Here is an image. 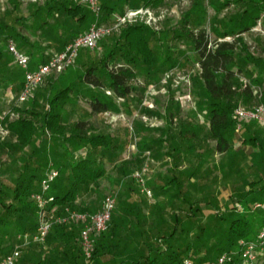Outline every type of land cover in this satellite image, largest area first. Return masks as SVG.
<instances>
[{
	"label": "trees",
	"instance_id": "16d2710c",
	"mask_svg": "<svg viewBox=\"0 0 264 264\" xmlns=\"http://www.w3.org/2000/svg\"><path fill=\"white\" fill-rule=\"evenodd\" d=\"M233 1L239 3L244 0ZM233 1L211 0L210 6L218 12ZM246 2L247 5L239 15L231 17L221 26L220 24L212 26L210 31L200 26L202 18L199 14L205 11L203 0H191L189 8L181 13L177 25L167 30L168 32L158 33L143 23L127 24L117 37L106 35L99 40L98 44H105L109 38L111 48L99 59L84 61L82 71L73 72L69 77L70 82L61 86L62 82L58 78L46 81L50 83H47L43 111L36 110V103L33 100L30 106L13 103L6 113L0 115V126L6 129L13 139L12 142L0 141V149H9L17 155L21 154L22 162L20 172L11 188V197L0 188V251L3 238L7 236L10 227L14 228L15 240L18 234L32 233L36 230L38 216L31 195L40 191V181L51 166L59 171L51 185L50 193L54 198L51 204H56L60 212L65 207L90 212L86 207L77 206L76 200L79 194L93 191L99 179L105 174L104 162L112 166L117 165L119 172L126 175L127 179L131 173H127L124 167L129 164L140 166L146 151L154 158L163 151L176 166L180 158L178 151L181 141L189 140L196 134L191 125L181 127L173 133L161 127L153 128L158 131L157 135H142L137 141V150L133 157L129 160H119L118 141L106 133L96 132L86 119L97 113L118 110L115 100H126L129 97L133 89L131 81L137 77L135 67L144 68L148 74L158 69L159 64H162L161 58L163 64L168 62L173 66L176 63L177 60L170 53L168 46L161 54L162 47L158 50L150 45L152 39H161L164 33H172L173 38L181 37L189 44L190 57L198 67L199 88L195 96L199 109L204 112V117L208 121V134L214 142L213 150L222 154L232 152L234 130L236 124L240 122L241 128H244L243 143L257 148L264 162V137L254 135L251 129V123H258L239 120L234 115L238 100L246 105L254 102L264 103V90L254 93L252 89V86H260L264 82V57H256L248 51H244L243 54L239 52L240 49L238 50L242 40L239 38L240 35L251 30L258 20L264 18V0ZM121 3L128 4L130 8L155 9L165 2L100 0L103 20L109 19L117 7L122 14L125 10L121 8ZM54 14L63 17L52 24L49 21ZM93 21L92 11L85 4L72 0H49L38 5L34 12L30 11L27 15L9 12L4 19H0V43L4 46V50L0 49V86L7 87L13 84L17 92L22 83L20 73L23 69L11 62L13 58L7 49L9 38H12L17 48L29 57L31 69L45 62L50 55L44 57L37 40H30L21 29L31 27L34 31L50 36L52 28L58 30L60 28L62 32L56 35L52 32L54 38L51 42L57 51H61L67 41H72L86 31ZM231 36L233 38L228 39ZM78 54L82 59L88 53ZM74 63L75 61L69 67L78 69ZM242 76L250 78L251 83L239 86L238 79ZM92 88L103 92L97 90L91 92ZM107 91H110V94H107ZM71 94L83 96L88 94L89 111L83 113L82 118L66 122L63 104L69 100ZM169 115H172L171 111ZM187 132L190 136L188 138L185 135ZM80 149H85V152L79 153ZM71 150L77 153L72 154ZM239 154L243 155V152H234L232 155ZM194 174L195 169L182 171L176 166L172 169L171 176H165L167 188L175 187L174 195L182 194V199L186 200L187 193L182 192V186ZM128 181L131 183L134 180L130 178ZM124 193L125 197H130L128 191ZM234 197L231 206L225 211L217 208L203 225L196 223V211L202 209V203L208 204L211 201L205 199L191 202L182 216L174 213L165 227L156 224L155 236H152V239L149 234L144 238L142 235L144 230L141 233L138 227L137 231L133 229L129 233L124 231L122 223L134 210L127 206L128 199L120 200L113 210L108 229L96 237L91 263L184 264V259L190 258L194 264H201L216 260L223 252H238L239 241L255 239L264 226V208L254 207L256 203L264 204V175L256 179L247 178L242 190H238ZM213 205L217 206V201H213ZM135 211L134 219L137 222L139 210ZM123 213H126L127 218ZM192 227L197 228L193 240L189 239L193 234H190ZM79 234V226L67 223L54 224L44 244L32 243L27 249L34 247V244L41 247L47 244L52 250L42 261L38 260L34 264L52 263L50 260L58 251L61 253L60 259L69 264H79L77 260L84 259ZM132 235H135L141 244L129 248L126 244L120 246L123 239ZM180 235L186 241L176 245L174 242L179 241ZM116 252L118 256L115 255ZM106 254L111 255L109 259L105 258ZM261 257H264V254ZM28 260H30L28 255L23 259L21 255L16 264H26Z\"/></svg>",
	"mask_w": 264,
	"mask_h": 264
},
{
	"label": "rangeland",
	"instance_id": "374dc122",
	"mask_svg": "<svg viewBox=\"0 0 264 264\" xmlns=\"http://www.w3.org/2000/svg\"><path fill=\"white\" fill-rule=\"evenodd\" d=\"M47 1L49 0H0V19H4L9 12L17 15H27L30 11L34 12L38 5ZM210 1L203 0L205 11L199 14L202 18L200 26L209 31L212 26L216 24H220L221 26L231 17L239 15L247 5L246 0L239 3H235L232 0L233 2L228 7L221 8L216 12L210 6ZM215 1L219 2L220 0ZM164 2L163 5L154 9L156 17L160 15L156 18L155 25L149 26L142 21L126 22L121 24L118 29L113 30L109 35L117 37L127 24L132 23H143L158 33L161 31L168 32L167 30H171L177 25L181 13L189 8L191 0H164ZM120 6L125 11L127 9H136L130 8L128 4L123 3ZM116 14H121L119 7L111 14L109 19L103 20L102 11L98 22L103 25H109L112 22L113 15ZM61 17L63 16L54 14L49 22L54 24L58 19H62ZM262 21H264V18L258 20L256 26L251 30L240 35L239 38L242 39L238 45L240 53L244 54V51H248L256 57H264V25H262L264 22ZM21 30L30 40L38 39L40 41L52 40L54 38L52 32L55 35L62 32L60 28L59 30L52 28V31H50L52 35L50 34L49 36L48 34L46 36L32 30L31 27ZM232 38L233 36L228 37L230 40ZM67 42L69 43L70 40ZM111 45V40L108 38L105 44H98L95 49L81 48L79 50L80 54H88L85 55V58L82 57V59H80L81 55L79 56L80 58L77 57L74 63L75 65L78 60L75 67L82 69L84 61L90 62L99 59L106 50L111 48ZM150 45L158 50L162 47L161 54L166 46H168L170 53L177 60L176 63L173 66H170L168 62L163 64V58H161L160 63L162 64H159L158 69L148 74L145 73L144 68L135 67L137 77L131 81L133 89L129 97L126 100H115L118 110L101 114V118L95 120L94 125L96 132L106 133L118 141L119 150L117 154L119 160H129L133 157L137 150V141L142 135H157L158 131L153 130V128L161 127L167 129L169 133H173L180 130L181 127L191 125L196 130V134L189 140L181 141L180 151H178L180 158L176 163L177 169L182 171L195 169V174L185 181L182 186V192L187 193L186 200L182 199V194L174 195L176 191L175 187L170 186L167 188L168 184L166 183L165 176H171L172 169L176 167L171 158L165 156L163 151L156 158L149 151H146V156L140 166L129 164L124 167L127 173H131L128 179L126 175L119 172L117 165L112 166V164L104 162V176L99 179L98 184L92 192L79 194L76 205L86 207L92 212L99 209L103 199L108 194H112L115 197L116 205L120 200L128 199L127 206L134 211L131 215H128V218L125 216L127 219L122 223V228L129 233L131 229L137 231L136 228L138 227L141 233L144 230L142 234L144 238L149 234L152 239V236H155L156 224L165 227L166 222L171 220L174 213L177 212L182 216L187 211L190 203L195 200L202 201L207 199L211 201L208 204L202 203V209L196 211V223H200V225L206 224L217 208L225 211L228 206H231L232 198L235 200V193L238 190H242L247 178L252 177L256 179L258 176L264 175V162H262L260 158L261 152L257 148L243 144L244 128H240L239 130L235 128L231 153L222 154L213 150L214 142L208 134V121L204 117V112L199 109L197 104L198 99L195 96V92L199 88L198 67L190 57L188 42L181 37L173 38L172 33H164L161 39H152ZM0 49L4 50L2 43H0ZM70 68L68 67L67 69ZM60 75L61 73L49 75L39 87L34 89L33 95L27 101L20 104L22 106H30L34 100L36 110L39 112L43 111L46 103L47 83L49 84L53 78H59ZM23 77L24 73L21 71L20 79L22 80ZM47 80L50 81L46 83ZM249 83H251L250 78L245 76L238 79L239 86ZM252 89L254 93L264 90V82L260 86H252ZM80 95L75 96L74 94L72 97L81 98ZM0 96L5 98L2 89ZM4 98L0 99V115L6 113L11 107V104ZM12 101H15L14 98ZM66 103L68 105L70 102ZM258 103L261 102L244 105L250 107ZM77 104L78 106L76 107L70 104V107L65 108L67 109L65 110L67 111L65 117L69 121L77 119L79 114L86 110L80 102H77ZM238 104L243 103L238 100ZM169 111H171L172 115H169ZM68 116L71 118H68ZM251 129L254 131V135L264 137V127L251 123ZM185 135L187 138L190 137L188 132ZM0 141L12 142L13 139L9 134H0ZM238 151H242L243 155H232ZM21 164V154L17 155L16 152L9 149H0V188L8 192L10 197L12 195L11 188L14 186V180L20 172ZM143 164H147V170L143 174L144 184L141 185L132 175ZM130 178L134 181L128 183ZM144 188L150 191L151 197L146 194ZM125 191L130 193V197H125ZM210 195L213 196L211 197ZM213 201H217L218 205H213ZM254 207L256 206L254 205ZM135 210H139V220L137 222L134 219ZM13 229V227L9 228L7 236L3 238V245L13 240ZM196 230V227H192L190 234H193L189 239H194ZM143 237L141 236L142 239ZM180 237L179 241L174 242L176 245L186 241L181 235ZM136 239L135 235L129 237L130 242ZM126 241L127 239H123L120 242V246L123 243H127ZM206 242L209 243L210 241ZM129 244L128 242L126 245L130 247L132 244ZM34 245V253L30 259L31 264H34L38 260L42 261L52 252L49 248L45 249L37 244ZM60 254V251L56 253L58 256ZM115 255L118 256V253L116 252ZM110 256V254H106L105 258L109 259ZM77 261L79 264H92L91 259L86 262L83 258H79ZM61 264L69 263L65 262ZM258 264H264V257L259 258Z\"/></svg>",
	"mask_w": 264,
	"mask_h": 264
},
{
	"label": "built area",
	"instance_id": "2783aa9c",
	"mask_svg": "<svg viewBox=\"0 0 264 264\" xmlns=\"http://www.w3.org/2000/svg\"><path fill=\"white\" fill-rule=\"evenodd\" d=\"M72 1L85 4L92 11L94 21L86 31L67 43L63 50L51 53L45 62L40 63L35 68H30L29 57L17 48L14 40L8 39L7 49L13 57V62L20 66L24 73L16 103L20 104L27 101L33 95L34 89L39 87L49 75L65 71L73 64L81 48L95 49L102 37L111 34L121 24L142 21L153 26L156 18L160 16L156 17L154 9L151 7H139L127 9L122 14L113 15L111 24L103 25L98 22L102 13L100 0ZM107 93L110 94V91ZM234 115L239 120L256 121L264 127V103L250 107L238 104L234 109ZM240 128L241 123L238 122L236 130ZM0 134H8V131L0 126ZM146 170L147 164H143L132 175L141 185L144 184L143 174ZM58 174V169L52 166L45 172L40 181V191L31 195L37 209L38 226L32 233L18 234L11 250L0 256V264H16L25 247L31 243L44 244L51 227L59 223L74 224L80 227L79 243L82 255L86 262L92 258L96 237L109 227L111 215L116 206L115 197L112 194L106 195L99 209L93 212L77 211L68 207L60 212L56 204H51L54 198L50 193L51 185ZM144 190L151 197L150 191L146 188ZM255 206L264 208V204L261 203H256ZM262 254H264V226L261 227L255 239H241L238 252H223L216 260L201 264H258ZM183 263L194 264L190 258H185Z\"/></svg>",
	"mask_w": 264,
	"mask_h": 264
},
{
	"label": "crops",
	"instance_id": "0c3cea01",
	"mask_svg": "<svg viewBox=\"0 0 264 264\" xmlns=\"http://www.w3.org/2000/svg\"><path fill=\"white\" fill-rule=\"evenodd\" d=\"M39 32V31H38ZM32 35H36V34H32ZM35 40V39H34ZM37 42L40 44V46L42 47V52H43V56L45 57V56H47V55H49V54H51V53H53V52H55V51H57V49H56V47H55V45L53 44V42H51V40H49V39H47V40H45V41H40V40H38L37 39ZM38 57V56H37ZM77 57H79V54L77 55ZM81 59V58H80ZM78 61V60H77ZM77 61H76V64H77ZM13 62V61H12ZM14 63V62H13ZM76 71H82V69H74V68H70V69H66L63 73H61V75L59 76V78H58V80L60 81V82H62V84H61V86H64L66 83H68V82H70L71 80L69 79V77H71L72 76V74H73V72H76ZM23 80V79H22ZM1 89L3 90V93H4V96H5V98L4 97H2V96H0V99H2V98H4L9 104H13V103H16V97H17V94H18V92H19V90H20V88H19V90H17V92L15 91V88H14V86H13V84H9L7 87H2V86H0V91H1ZM97 89H94V88H92L90 91L91 92H94V91H96ZM97 91H99V92H103V90H97ZM108 94V93H107ZM8 96H10V98H8ZM72 96H74V94H71L70 95V98H69V100H67L66 102H70L68 105H67V103L65 102L64 104H63V109H64V115H66L67 114V111H65V110H67V109H65V108H68V107H70V104H71V106L72 105H75V106H73V107H76V106H78V104H77V102H80V104L81 105H84V107L86 108V110L85 111H83V112H81L80 114H79V117L78 118H82V117H84V116H82L83 115V113H85V112H87V111H89V96H88V94H85L84 96L82 95H80V97L81 98H78V97H72ZM75 96H78V95H75ZM14 98V100L15 101H12V99ZM21 105V104H20ZM22 106V105H21ZM79 113V112H78ZM103 113H106V112H101V113H97V114H94V115H92V116H90L89 118H86V119H88L89 121H90V123L93 125V127L94 128H96L95 127V120H99L100 118H101V114H103ZM75 114V113H74ZM68 118H71L70 116H68ZM77 118V119H78ZM74 120H76V119H74ZM74 120H72V121H74ZM65 121L66 122H71V121H69L68 119H67V117H66V119H65ZM243 140V139H242ZM244 144V143H243ZM78 152L80 153V152H85V149H80V150H78ZM71 153L72 154H75V153H77V151H73V150H71ZM94 211H96V210H94ZM123 216L125 217L126 216V213H123ZM133 238V237H132ZM125 240V239H124ZM138 241V242H137ZM14 242H15V238H13V240L10 242V243H4V245H3V243H2V250L0 251V256H2V255H5L6 253H8L10 250H11V248L13 247V244H14ZM127 243L129 242L130 244H132V245H130V247H134L135 245H138V244H141V241L140 240H138V239H136V240H133L132 242H130V240H129V238H127V241H126ZM127 243H125V244H127ZM135 244V245H134ZM123 245H124V243H123ZM122 245V246H123ZM45 249H50L51 250V248L49 247V245H47L46 244V246L44 247ZM128 248H129V246H128ZM34 253V250H33V247H30V248H28L27 249V247L23 250V252H22V259H23V257H25L26 255H28L29 257H30V259H31V257H32V254ZM47 257V256H46ZM53 259L52 260H50V262L52 261V263H50V264H53L54 262L55 263H58V264H61V263H65L66 261L65 260H62V259H60V256H58V255H54L53 257H52ZM51 259V258H50ZM54 261V262H53ZM26 264H31V261L30 260H28L27 262H26Z\"/></svg>",
	"mask_w": 264,
	"mask_h": 264
}]
</instances>
